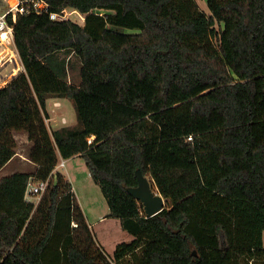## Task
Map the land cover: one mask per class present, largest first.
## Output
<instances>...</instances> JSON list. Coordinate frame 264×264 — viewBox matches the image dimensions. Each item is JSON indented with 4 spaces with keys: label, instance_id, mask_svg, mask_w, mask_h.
I'll use <instances>...</instances> for the list:
<instances>
[{
    "label": "trees",
    "instance_id": "obj_1",
    "mask_svg": "<svg viewBox=\"0 0 264 264\" xmlns=\"http://www.w3.org/2000/svg\"><path fill=\"white\" fill-rule=\"evenodd\" d=\"M46 1L85 21L9 17L24 69L0 86V169L14 131L36 168L0 177V264H264V0ZM50 97L73 99L79 125L51 130ZM74 155L134 235L113 256L55 169ZM139 170L169 202L150 217L129 191ZM33 180H48L38 203Z\"/></svg>",
    "mask_w": 264,
    "mask_h": 264
},
{
    "label": "rangeland",
    "instance_id": "obj_2",
    "mask_svg": "<svg viewBox=\"0 0 264 264\" xmlns=\"http://www.w3.org/2000/svg\"><path fill=\"white\" fill-rule=\"evenodd\" d=\"M199 6L206 12H209L207 0H196ZM8 1L0 0V12L7 9ZM105 10H101L100 13H104ZM67 17L79 22L84 23L85 14L72 9L67 8ZM134 30V29H127ZM7 48L5 45H0V52H3V59L0 61V86L5 85L23 68V63L20 56H17L16 60H11V49L15 48L14 45H9ZM7 48V49H6ZM6 49V50H5ZM61 57L66 56L65 53L60 54ZM70 66L68 80L74 83H79L80 81V71L81 62L78 56L75 54H70ZM64 102L63 106L58 105L55 107V113L60 116L59 121L61 125H79L78 113L76 110L75 103L73 99L67 97H60ZM52 100L49 101V108L52 109ZM54 112V109H52ZM51 112V113H52ZM64 119V122L62 121ZM49 118H47V123ZM51 123V121H50ZM50 125V124H48ZM53 130V129H52ZM14 136L17 141L15 147L16 154L9 164L0 170V177L8 175L17 171H34L31 161L29 159V149L31 147V142L28 139L27 133L24 131H14ZM60 172L64 173L67 177L72 178V183L77 195L78 202L80 203L82 209H84L85 214L89 217L88 224L93 222L99 216H104L101 221H97L90 226V229L94 235L96 241L103 247L107 254L110 256L114 255V251L117 245L121 242H129L134 238V235L124 229L121 225V221L118 217L110 214V208L108 202L99 186L91 174L90 171L81 156H71L66 159V167H60ZM34 182L37 180H33ZM154 190L160 193L154 181H152ZM42 195L38 197H33L36 203L39 202ZM166 199V205L169 204L168 199ZM90 225V224H89ZM260 261H253V264H261Z\"/></svg>",
    "mask_w": 264,
    "mask_h": 264
},
{
    "label": "built area",
    "instance_id": "obj_3",
    "mask_svg": "<svg viewBox=\"0 0 264 264\" xmlns=\"http://www.w3.org/2000/svg\"><path fill=\"white\" fill-rule=\"evenodd\" d=\"M7 9L0 12V45H5L10 48L9 45H14V28L9 22V17L15 21L20 14L30 13V12H49L50 17L55 20H62L69 18L66 14V9L62 12L49 11V4L46 0H7ZM6 48V49H7ZM5 49V50H6ZM12 53L9 57L11 60H16L19 55L16 47L11 49ZM4 52V51H3ZM3 52H0V61L3 59ZM65 160H59L56 167L64 166ZM56 169V168H55ZM48 186V180H37L30 181L26 189V197L32 200L33 197H38L42 195Z\"/></svg>",
    "mask_w": 264,
    "mask_h": 264
},
{
    "label": "water",
    "instance_id": "obj_4",
    "mask_svg": "<svg viewBox=\"0 0 264 264\" xmlns=\"http://www.w3.org/2000/svg\"><path fill=\"white\" fill-rule=\"evenodd\" d=\"M138 185L129 187V191L142 201L146 216H153L166 206V199L154 190L151 179L140 170L137 171Z\"/></svg>",
    "mask_w": 264,
    "mask_h": 264
},
{
    "label": "crops",
    "instance_id": "obj_5",
    "mask_svg": "<svg viewBox=\"0 0 264 264\" xmlns=\"http://www.w3.org/2000/svg\"><path fill=\"white\" fill-rule=\"evenodd\" d=\"M24 69V67L23 68H21V70H23ZM50 100H52V109H54V112H52V109L50 110V108H49V101ZM58 105H60V106H63L64 105V102L62 101V98H60V97H50V98H48L47 99V103H46V109H47V112H48V115H49V120H48V124H50L49 125V127H50V129L52 130V129H56V128H58V127H61V126H72V125H61V124H59L60 123V121H59V118H60V116L58 115V113H55V107H57ZM52 112V113H51ZM50 121H51V123H50ZM62 121L64 122V119H62ZM74 156H80V155H74ZM15 157V155L6 163V165L7 164H9L10 162H11V160L13 159ZM62 159H64L65 160V165H64V167H66V159L67 158H63V157H60L59 158V160H62ZM31 161V160H30ZM31 164H32V167H33V170H35V168H36V164L33 162V161H31ZM5 165V166H6ZM4 166V167H5ZM60 167H63V166H59V167H56V170L57 171H60ZM1 170V169H0ZM30 172H32V171H30ZM64 174V173H63ZM65 175V174H64ZM66 176V175H65ZM66 178L71 182V184H72V186H73V183H72V178L71 177H67L66 176ZM73 189H74V186H73ZM74 191H75V189H74ZM75 194H76V192H75ZM76 197H77V195H76ZM83 211H84V209H83ZM84 214H85V212H84ZM85 216H86V219L89 217L87 214H85ZM103 218H105L104 216H99V218H96L93 222H90L89 224H90V226L93 224V223H96L97 221H101ZM87 222H88V219H87Z\"/></svg>",
    "mask_w": 264,
    "mask_h": 264
}]
</instances>
